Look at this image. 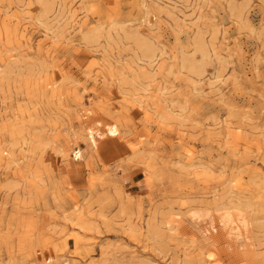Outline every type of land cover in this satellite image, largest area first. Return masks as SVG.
I'll return each mask as SVG.
<instances>
[{
  "label": "rangeland",
  "instance_id": "1",
  "mask_svg": "<svg viewBox=\"0 0 264 264\" xmlns=\"http://www.w3.org/2000/svg\"><path fill=\"white\" fill-rule=\"evenodd\" d=\"M0 264H264V0H0Z\"/></svg>",
  "mask_w": 264,
  "mask_h": 264
},
{
  "label": "bare ground",
  "instance_id": "2",
  "mask_svg": "<svg viewBox=\"0 0 264 264\" xmlns=\"http://www.w3.org/2000/svg\"><path fill=\"white\" fill-rule=\"evenodd\" d=\"M46 6L47 4L44 3ZM44 5V6H45ZM144 43V42H143ZM145 44V43H144ZM142 45V44H141ZM146 45V44H145ZM148 45V44H147ZM140 46V45H139ZM144 46V45H143ZM150 46V45H149ZM149 46L147 48H149ZM141 47V46H140ZM145 48V50H147V48ZM143 48V49H144ZM153 48V47H152ZM142 49V47H141ZM149 50V49H148ZM147 50V51H148ZM153 50V49H152ZM150 50V51H152ZM145 54L147 53L146 51L144 52ZM150 54V53H149ZM148 55V54H146ZM153 55V54H152ZM195 67V66H194ZM193 68V67H192ZM105 125V132L104 133H98L97 130H95L94 128L92 127H86L85 128V133H86V138H87V141L89 142V144L91 145V147L93 148H97L98 147V143H99V139L100 138H103L105 135H109V136H112V137H118L120 134V129L119 127L117 126V124L115 123H110V124H104ZM84 133V134H85ZM128 142V141H127ZM75 157L77 159H82L84 157L83 155V151L82 149L79 147L77 149V151L75 152ZM223 222L221 223L222 224V228L223 230L225 231V233L229 236H235V239L236 240H239L240 237H242V229L246 228V221L244 219V217L240 214H238L237 216H233L228 210L225 211V214L223 216ZM207 258L210 260L212 258V255L209 254L207 256Z\"/></svg>",
  "mask_w": 264,
  "mask_h": 264
}]
</instances>
